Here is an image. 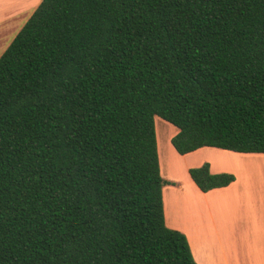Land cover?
<instances>
[{
	"label": "trees",
	"instance_id": "trees-1",
	"mask_svg": "<svg viewBox=\"0 0 264 264\" xmlns=\"http://www.w3.org/2000/svg\"><path fill=\"white\" fill-rule=\"evenodd\" d=\"M156 116L180 155L264 153V0H40L0 55V264H197Z\"/></svg>",
	"mask_w": 264,
	"mask_h": 264
},
{
	"label": "crops",
	"instance_id": "crops-1",
	"mask_svg": "<svg viewBox=\"0 0 264 264\" xmlns=\"http://www.w3.org/2000/svg\"><path fill=\"white\" fill-rule=\"evenodd\" d=\"M0 2L2 16L20 15L21 8H8L7 0ZM157 149L159 154L158 143ZM180 156L193 159L184 165V174H162L172 182L162 188L165 224L186 236L197 264H264V153L204 146ZM204 162L211 173H231L234 181L200 191L188 169Z\"/></svg>",
	"mask_w": 264,
	"mask_h": 264
},
{
	"label": "rangeland",
	"instance_id": "rangeland-1",
	"mask_svg": "<svg viewBox=\"0 0 264 264\" xmlns=\"http://www.w3.org/2000/svg\"><path fill=\"white\" fill-rule=\"evenodd\" d=\"M36 1L37 0H7L6 5L8 8H21V13L18 16H2V14H0V30H3L0 33V55L39 4L40 0H38V3H36ZM0 6L2 7V2H0ZM9 23L10 25L8 27ZM154 123L159 147L158 155L161 175L175 176L178 175L177 173H180L179 175L184 174V165L191 163L193 159H191V156L182 159L180 155L177 156V153H173L170 139L177 129L172 124L157 116L154 119ZM171 167L173 170H176L174 171L175 174H171V172L164 173L165 169H170Z\"/></svg>",
	"mask_w": 264,
	"mask_h": 264
},
{
	"label": "bare ground",
	"instance_id": "bare-ground-1",
	"mask_svg": "<svg viewBox=\"0 0 264 264\" xmlns=\"http://www.w3.org/2000/svg\"><path fill=\"white\" fill-rule=\"evenodd\" d=\"M166 171V170H165Z\"/></svg>",
	"mask_w": 264,
	"mask_h": 264
}]
</instances>
